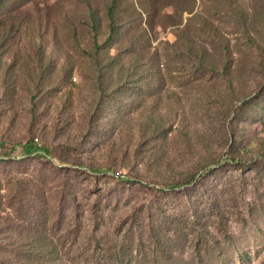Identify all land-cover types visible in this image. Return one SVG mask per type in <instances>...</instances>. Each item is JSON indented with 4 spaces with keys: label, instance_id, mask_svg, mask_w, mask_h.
I'll use <instances>...</instances> for the list:
<instances>
[{
    "label": "rangeland",
    "instance_id": "1",
    "mask_svg": "<svg viewBox=\"0 0 264 264\" xmlns=\"http://www.w3.org/2000/svg\"><path fill=\"white\" fill-rule=\"evenodd\" d=\"M103 256L264 264V0L0 5V264Z\"/></svg>",
    "mask_w": 264,
    "mask_h": 264
},
{
    "label": "trees",
    "instance_id": "2",
    "mask_svg": "<svg viewBox=\"0 0 264 264\" xmlns=\"http://www.w3.org/2000/svg\"><path fill=\"white\" fill-rule=\"evenodd\" d=\"M4 3V0H0V5ZM92 20H93V28L96 29V15L94 13V11L92 10ZM115 7L114 5H111L108 9V17L110 19V33L109 36L107 37V39L105 40V42L102 45H96V56H94V64L95 66L98 68V79H97V83L98 86H100L101 88V94L104 95V93L106 91H111L110 94L108 95H112L114 92L113 89L115 88L116 85H114L113 81H109L106 79V76H108L107 74L109 73L111 76L116 74H119V78L121 82H124V76H125V69L124 67H119V53L117 55H106L105 58L103 59H99V57L97 56L98 52L101 49H108L110 52L114 49V45L116 40L118 39L117 37V27L115 25ZM121 55V54H120ZM116 73V74H115ZM121 82L118 83V86L121 88L122 86H124L125 84L121 85ZM127 82V80H125V83ZM107 95V96H108ZM106 96V95H105ZM228 160H223L221 161L218 166H223L225 164H227ZM214 174V170H205L204 174L200 176V180L205 179L207 176H210ZM195 180V179H194ZM150 229V240L151 242L154 243V245H156L157 250L161 251V249H163L162 247V241L158 238V237H154V232L155 229L153 226H149ZM50 253H53V251H50ZM106 257L103 256V258L100 260V262H102V264L105 263L106 261Z\"/></svg>",
    "mask_w": 264,
    "mask_h": 264
}]
</instances>
